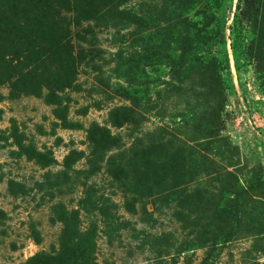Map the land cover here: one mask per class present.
<instances>
[{
	"label": "rangeland",
	"instance_id": "rangeland-1",
	"mask_svg": "<svg viewBox=\"0 0 264 264\" xmlns=\"http://www.w3.org/2000/svg\"><path fill=\"white\" fill-rule=\"evenodd\" d=\"M0 264H264V0H0Z\"/></svg>",
	"mask_w": 264,
	"mask_h": 264
},
{
	"label": "trees",
	"instance_id": "trees-1",
	"mask_svg": "<svg viewBox=\"0 0 264 264\" xmlns=\"http://www.w3.org/2000/svg\"><path fill=\"white\" fill-rule=\"evenodd\" d=\"M258 1H259V0H258ZM237 8L239 9V5H237ZM235 39H236V38H235ZM232 47H233V49L235 48L234 45H233Z\"/></svg>",
	"mask_w": 264,
	"mask_h": 264
}]
</instances>
